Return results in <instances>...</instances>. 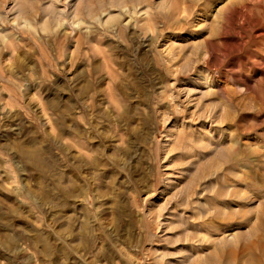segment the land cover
<instances>
[{"label":"rangeland","instance_id":"1","mask_svg":"<svg viewBox=\"0 0 264 264\" xmlns=\"http://www.w3.org/2000/svg\"><path fill=\"white\" fill-rule=\"evenodd\" d=\"M0 264H264V0H0Z\"/></svg>","mask_w":264,"mask_h":264},{"label":"bare ground","instance_id":"2","mask_svg":"<svg viewBox=\"0 0 264 264\" xmlns=\"http://www.w3.org/2000/svg\"><path fill=\"white\" fill-rule=\"evenodd\" d=\"M27 156H28V157H30L31 155H30V154H28Z\"/></svg>","mask_w":264,"mask_h":264}]
</instances>
